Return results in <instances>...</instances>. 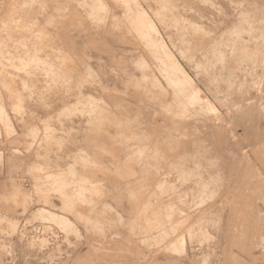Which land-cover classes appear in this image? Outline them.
<instances>
[{
	"label": "rangeland",
	"instance_id": "1",
	"mask_svg": "<svg viewBox=\"0 0 264 264\" xmlns=\"http://www.w3.org/2000/svg\"><path fill=\"white\" fill-rule=\"evenodd\" d=\"M97 1L0 0V264H264V0Z\"/></svg>",
	"mask_w": 264,
	"mask_h": 264
},
{
	"label": "bare ground",
	"instance_id": "2",
	"mask_svg": "<svg viewBox=\"0 0 264 264\" xmlns=\"http://www.w3.org/2000/svg\"><path fill=\"white\" fill-rule=\"evenodd\" d=\"M98 1H99V0H98ZM98 1H97V2H98ZM97 2H96V3H97ZM137 2H138V1H137ZM137 4H138V3H137ZM100 6H101V5H100ZM97 9H98V8H97ZM142 10H143V9H142ZM103 11H104V10H103ZM143 13H144V12H143ZM145 14H146V13H145ZM145 14H144V15H145ZM142 18H143V17H142ZM147 19H148V17H147ZM144 21H145V24H147V27L149 26L151 29L155 30L154 27H153V25L151 24V20H150V18H149V21H150V22H149V21L147 22V20L145 19V17H144ZM152 23H153V22H152ZM141 24H142V23H141ZM153 30H152V31H153ZM144 37H145V36H144ZM139 38H140V37H139ZM260 39H261V38H260ZM255 40H256V39H255ZM148 41H149V40H148ZM23 45H24V44H23ZM147 45H148V44H147ZM154 46H155V45H154ZM158 46H159V45H158ZM150 47H151V46H150ZM165 47H166V46H165ZM165 47H164V45L162 44V45H161V48H160V47H159V48L162 49L163 52H165V53L162 52V55H163V56L165 57V59H166V61L164 60V61H165L164 63H166V65H167L169 68H171V69L173 70V72H170V70H168V71L170 72V73H168V75H169V74H170V75H171V74L175 75L174 72H177L176 75H179V80L182 81V82H180V81H178V82L182 83V85H183V83H184V85H186L185 83H188V84H189V82H187L186 79H185V73H184V72L181 70V68L177 65L178 62H176V60H174L175 57H173V56L171 57V56L169 55V53L166 51ZM155 48H158V47H155ZM167 49H168V48H167ZM221 58H222V57H221ZM162 59H163V58H162ZM161 64H162V63H161ZM50 68H51V67H50ZM169 68H168V69H169ZM48 70H49V69H48ZM172 70H171V71H172ZM161 71H162V70H161ZM164 74H165V73H164ZM173 75H171V76L173 77ZM165 76H166V75H165ZM169 77H170V76H169ZM175 77H176V76H174L173 78H175ZM176 78H177V77H176ZM175 80H177V79H175ZM178 82H177V83H178ZM175 83H176V82H175ZM177 83H176V84H177ZM153 84H154V83H153ZM188 84H187V85H188ZM172 85H173V83H172ZM176 86H177V85H176ZM189 86H193V85L190 84ZM189 88H190V87H189ZM174 89H176V88H174ZM183 89H184V88H183ZM191 90L194 92V94L192 95V97H193V98L196 97V96L198 95V93H197V91H195V88H192ZM191 90H190V91H191ZM183 91L185 92L186 90L184 89ZM190 91L188 92L187 95H191V94H190ZM179 92H180V91H179ZM180 93H182V92H180ZM181 95H182V94H181ZM183 95H184V94H183ZM183 95H182V96H183ZM180 97H181V96H180ZM180 97H179V98H180ZM190 97H191V96H190ZM197 97H198V96H197ZM179 98H178V99H179ZM185 98H187V96H185ZM188 98H189V97H188ZM188 98H187V99H188ZM181 99H182V98H181ZM195 99H197V98H195ZM182 100H183V99H182ZM184 100H185V99H184ZM190 100H191V99H190ZM190 100H188V101H190ZM198 100H199V99H198ZM198 100H197V101H198ZM191 101H192V100H191ZM187 104H188V103H187ZM188 106H189V105H188ZM190 106H191V105H190ZM203 106H204V105H203ZM203 106H202V108H203ZM0 107H1V105H0ZM183 107H184V106H183ZM186 107H187V106H186ZM205 107H206V106H205ZM205 110H206V109H205ZM207 110H208V109H207ZM3 111H4V110H3ZM188 112H189V110H188ZM190 112H191V111H190ZM202 113H203V111H202ZM184 114H185V112H184ZM201 115H202V114H201ZM189 116H190V115H189ZM183 117H184V116H183ZM183 117H182V118H183ZM197 117H198V116H197ZM218 118H219V117H218ZM195 122H196V121H195ZM212 128H213V127H212ZM245 173H246V172H245ZM252 176H253V175H252ZM247 184H248V183H247ZM254 200H255V199H254ZM166 247H167V246H166Z\"/></svg>",
	"mask_w": 264,
	"mask_h": 264
}]
</instances>
